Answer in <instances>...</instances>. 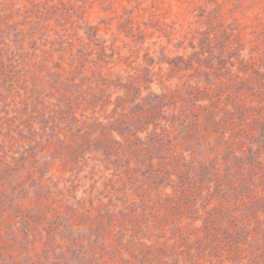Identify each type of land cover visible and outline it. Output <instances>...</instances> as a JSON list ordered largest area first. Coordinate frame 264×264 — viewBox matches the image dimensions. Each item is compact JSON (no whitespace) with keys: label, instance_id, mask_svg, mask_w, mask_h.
Returning a JSON list of instances; mask_svg holds the SVG:
<instances>
[{"label":"rangeland","instance_id":"rangeland-1","mask_svg":"<svg viewBox=\"0 0 264 264\" xmlns=\"http://www.w3.org/2000/svg\"><path fill=\"white\" fill-rule=\"evenodd\" d=\"M0 264H264V0H0Z\"/></svg>","mask_w":264,"mask_h":264}]
</instances>
